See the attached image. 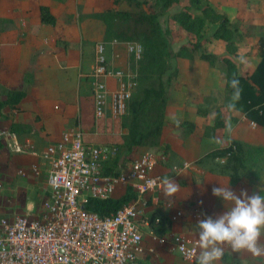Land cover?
<instances>
[{
  "label": "crops",
  "instance_id": "obj_1",
  "mask_svg": "<svg viewBox=\"0 0 264 264\" xmlns=\"http://www.w3.org/2000/svg\"><path fill=\"white\" fill-rule=\"evenodd\" d=\"M41 5L48 6L56 17L54 25L40 21ZM78 5L82 6L81 12L86 15L113 7L112 0H0V18L12 21L0 34V85L9 88L25 86L27 90L26 96L16 108L4 107L0 114V131H4L1 137L3 147L0 150V176L4 181L15 179V174L21 168L30 173L33 163H41L40 154L46 146L60 139L67 129L80 126L83 141L89 144H95L90 142L92 135L98 136L105 132L108 134L106 141L110 138L112 128L108 123L113 119L108 112L99 119L94 116L88 76L94 65L95 44L103 41V28L96 18L87 16L79 20ZM257 24L264 31V19L257 20ZM105 43L109 65L125 71L130 70L131 54L127 51L128 42ZM221 44V49L210 47L216 52L208 50L222 56L225 54V44ZM239 50L235 60L240 75L247 77L261 59L259 45L251 53H242ZM190 60L183 59L185 65L182 68L176 66L177 75L169 84L165 125L161 136L162 142L169 145L170 155L182 162V166L185 163L188 166L176 171L173 168L176 165L168 164V159L165 161L166 156L156 166L155 171L183 188L193 186V182L202 179L199 180L202 184L198 190L199 199L202 201L189 197L178 198L180 187L171 198L166 199L162 189L148 196L151 215L153 210L158 209L172 221V231L163 237L164 241L153 238L148 231L143 234L144 251L140 257L148 255L152 264H183L179 255L169 249L171 234L195 235L192 229L198 220L196 216L202 215V209L212 216L210 209L218 210L222 214L232 206L230 202L225 203L222 198L214 196L213 187L228 185L238 196L241 191L252 195L264 189V182L261 185L251 184L245 177L232 185L228 175L215 174L196 162L207 152L229 145L232 140L264 148V126L247 118L237 104L235 108L229 107L233 100L230 101L225 94L224 72L223 75L219 72L215 74L211 70L214 66L209 64L210 67L207 68L198 61L200 59ZM106 81L109 89L116 88L114 78ZM189 92H193V99L189 98ZM188 103L193 104L189 106ZM198 107H202L205 113L199 114ZM217 109L224 124L215 130L214 135L207 136L204 130L206 126L214 123ZM11 121L30 125V131L20 134L9 132ZM184 121L194 123V129L189 134L182 125ZM252 121L255 124H251ZM17 147L21 151H17ZM144 149L147 148L137 147L131 151L122 149L121 154H128L127 160L122 158L124 163L130 162ZM29 186L33 184L30 182ZM13 191L14 200L20 202L17 189ZM116 192L115 197H118ZM22 202L19 203L20 206L26 205V210L33 211V201L28 199L27 194ZM177 209L184 215L172 220L171 217ZM260 242L264 244V234ZM232 254L239 255L241 252H232L231 256L234 257ZM260 258L258 264H264V256ZM216 264L223 263L220 260Z\"/></svg>",
  "mask_w": 264,
  "mask_h": 264
},
{
  "label": "built area",
  "instance_id": "obj_2",
  "mask_svg": "<svg viewBox=\"0 0 264 264\" xmlns=\"http://www.w3.org/2000/svg\"><path fill=\"white\" fill-rule=\"evenodd\" d=\"M94 51V65L88 74L94 116L99 119L108 112L115 120L125 113L135 72L109 65L104 41L97 42ZM127 51L137 60L142 45L128 42ZM108 78L116 80L115 89H109ZM3 135L0 131V139ZM16 150L21 151L19 147ZM116 153L110 145L85 143L79 127L67 129L60 139L48 144L40 154L41 163L30 167L34 175L46 171L41 209L33 215H0V264H138L144 251V232L158 238L151 222L158 223L159 217L151 216L148 196L162 189L163 176L155 168L165 155L145 149L119 174L105 173V164ZM187 166L173 168L178 171ZM118 188L123 190L121 195L131 189L135 197L105 216L85 208L88 199L115 197ZM183 215L177 209L171 218ZM169 249L183 264H196L200 250L197 238L181 233L171 234Z\"/></svg>",
  "mask_w": 264,
  "mask_h": 264
},
{
  "label": "trees",
  "instance_id": "obj_3",
  "mask_svg": "<svg viewBox=\"0 0 264 264\" xmlns=\"http://www.w3.org/2000/svg\"><path fill=\"white\" fill-rule=\"evenodd\" d=\"M121 1L127 4L122 9L118 5ZM181 0H112L113 7L92 14H83L79 11V20L84 17L96 18L103 28L102 39L104 42H138L142 45L139 59L130 55L129 67L135 72V86L126 102L125 113L115 124V131L123 129L121 136L110 137L106 145L117 149L115 157L104 166V172L119 174L124 160L120 158L122 149L131 151L133 148H154L156 152L162 151L170 155L169 145L162 142L161 136L165 125V112L168 104V87L171 80L177 75V67H172V57L182 59H200L211 66H215L219 60L224 66L225 94L232 101L234 89L231 81L237 79L241 88L238 101H235L245 116L259 125L264 126V35L259 36L260 61L254 71L247 77L240 75L239 67L235 60L238 54L236 37L240 35L237 25L231 24L227 14L209 0H188L187 4L178 7ZM150 4L152 11L145 8ZM168 15L169 20L178 25L191 38V45H181L176 51L171 49V28L163 26L160 16ZM71 16V15H70ZM56 17L46 5L40 6V21L54 25ZM12 21L0 18V34ZM207 24H211V39L222 40L225 44V54L218 56L210 52L205 43L209 37L204 35ZM26 87L9 88L0 85V114L4 107L16 108L19 102L26 96ZM3 97V99L1 98ZM236 105V106H237ZM199 114H204L202 107L197 108ZM112 121L108 126L113 128ZM224 119L219 109L215 112V120L212 125L206 126L204 134L214 135L217 128L223 126ZM187 134L193 131L194 123L184 121ZM31 126L14 121L10 122L9 132L20 134L29 132ZM81 129V128H80ZM112 136V135H111ZM114 136V135H113ZM3 143L0 139V150ZM223 157L224 162L217 165V169L211 167L209 171L229 176L232 185L237 184L242 177L249 183L261 185L264 182V148L250 145L239 140H232L229 145L213 149L197 159L198 164L212 163L216 157ZM164 161V160H162ZM161 162V161H160ZM259 194H264L261 189ZM135 197V193L127 188L123 195L108 199H88L85 208L97 212L101 216L115 212L123 204ZM153 216L159 217V222H151V229L158 238L166 236L171 229L172 221L160 210H153ZM224 251L223 261L231 258ZM138 264H152L149 256L138 259Z\"/></svg>",
  "mask_w": 264,
  "mask_h": 264
},
{
  "label": "rangeland",
  "instance_id": "obj_4",
  "mask_svg": "<svg viewBox=\"0 0 264 264\" xmlns=\"http://www.w3.org/2000/svg\"><path fill=\"white\" fill-rule=\"evenodd\" d=\"M209 1L212 4L219 6L227 14V16L229 17L231 21V24L237 25L240 35L236 37V43L238 45V49H240L239 51H241L242 53L244 51L251 53L253 50H255V48H257L258 46L259 36L264 35V31L262 30L261 27H259V24H257V20L264 19L263 18V13H264L263 0H209ZM187 2L188 0H181L178 7H182L183 5L187 4ZM118 7L124 9L127 7V4L124 1H121ZM77 8H78V11H81L82 6L78 5ZM145 8L148 11L153 10L150 4H146ZM160 19L164 27L169 26L171 28L170 42H171L172 50L176 51L181 45H186V44L191 45V43H193V38H191L184 31L180 30V28L178 27L176 23L171 22V20H169L168 15L166 14L161 15ZM211 26H212L211 24H207L204 29V35L209 37V41L205 43L206 48L210 49L211 51L213 50L212 48H210L211 46L215 48L216 50L218 48L221 49V45H222L221 42L223 41L222 40L218 41L217 39H211V29H212ZM216 50H213V52H216ZM198 61H200L205 67L207 68L210 67V65L207 62L202 61V60H198ZM171 64H172V67L178 66L182 68L184 67L185 62H183L182 58H177L173 56L171 59ZM211 68H213L211 69L214 71L213 73L216 74L219 72L223 75L224 66L219 60L216 62V65ZM191 93L193 92H189V98L193 99L191 98ZM192 104L193 103H188L189 106L190 105L192 106ZM88 116L90 118L89 114ZM116 121H117L116 119L112 121L113 128L110 131L114 136L113 135L110 136L111 135L110 133L109 137H115L119 135L121 136V133H123L124 131L123 129H120V126L118 129H116V131H114L115 130L114 127H116L115 124L118 123ZM103 133L104 134H100L98 136L97 135L90 136L91 138L90 142L95 143V144H105L107 140L106 137L108 134H106L105 132ZM147 149H151V148H147ZM151 150L156 152V149L154 148H152ZM159 152L162 153V151H158L157 153ZM127 155L128 154H125L124 152L121 154L120 158L127 160L126 158ZM222 158L223 157L221 156L216 157L211 164L207 162V163H203L202 165L206 167V169L213 167L216 170L218 167L217 165L221 164L220 159ZM168 164L176 165L178 166V168L179 166L180 168L182 166V162L172 157L171 155L168 156ZM20 170H22V173L17 172V174H15L16 178L13 180L11 179L7 181L6 179L4 181L3 178L0 176V182L2 183V190L0 192V215H3V214L5 216L24 215V214L33 215V214H37V212L41 209V204L44 199V186H45V181H46V173L41 170L38 175H34V174H31L32 173L31 170H30V173L27 172V169H24V168H21ZM199 180H202V179L199 178L197 182L196 181L193 182V186L189 185L186 188H183V186H180V193L179 195H177L178 198H188L189 197V199L192 198L194 200H200L199 199L200 193L198 194V190L201 189L202 182H200ZM30 182L33 184V186H29ZM179 183H182V182L179 180ZM15 188L17 189L16 192L18 193V196L21 199L20 202H18L16 199L14 200L13 198V195H14L13 190ZM122 192L123 190L122 188H120L117 190L116 195L120 196ZM25 194L28 195V199L33 201L32 202V205H33L32 212L26 210V205L25 206L19 205V203L21 204L23 203L22 199L24 198ZM162 210L166 212L165 209H162ZM202 210H203L201 212L202 215L196 216L198 219H203L206 216H210L208 215L207 211H205L204 209ZM209 212L210 214H212L213 217L220 214L218 210L210 209ZM170 231H172V226H171ZM187 236L190 238H197L196 234L195 235L189 234ZM225 251L228 252L229 254L232 253V252H229L230 250L228 251L225 250ZM242 254L245 256H242ZM233 256L234 257L231 256V258L233 259L229 258V259H226L225 261L221 259L222 263L223 264H258L259 260L261 259L260 256L254 257L250 253L244 252V251H242L241 254L239 255L235 254Z\"/></svg>",
  "mask_w": 264,
  "mask_h": 264
},
{
  "label": "clouds",
  "instance_id": "obj_5",
  "mask_svg": "<svg viewBox=\"0 0 264 264\" xmlns=\"http://www.w3.org/2000/svg\"><path fill=\"white\" fill-rule=\"evenodd\" d=\"M231 87L234 89L233 103L229 107L235 108V101L239 100L241 93L239 81L233 79ZM160 184L166 199L179 191L180 185L168 177H164ZM212 194L232 206L215 217L206 216L197 220L192 229L200 249L195 258L196 264H216L223 258L225 248L233 253L246 251L254 257L264 256V244L260 242L264 234V194L248 195L246 191H241L238 196L228 185L222 184L213 187Z\"/></svg>",
  "mask_w": 264,
  "mask_h": 264
}]
</instances>
